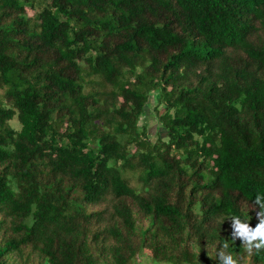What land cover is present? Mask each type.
<instances>
[{
	"label": "trees",
	"instance_id": "trees-1",
	"mask_svg": "<svg viewBox=\"0 0 264 264\" xmlns=\"http://www.w3.org/2000/svg\"><path fill=\"white\" fill-rule=\"evenodd\" d=\"M258 194L264 0H0V264H264Z\"/></svg>",
	"mask_w": 264,
	"mask_h": 264
},
{
	"label": "clouds",
	"instance_id": "clouds-1",
	"mask_svg": "<svg viewBox=\"0 0 264 264\" xmlns=\"http://www.w3.org/2000/svg\"><path fill=\"white\" fill-rule=\"evenodd\" d=\"M255 206L260 209L257 212L259 223L255 228H252L249 222L242 220L239 216H231L228 219L232 221L231 240H240L242 248L249 256L254 251L257 254L264 251V196L258 194L255 197ZM228 248L229 244H223L217 252L215 260L218 261V264H239L238 259L228 252Z\"/></svg>",
	"mask_w": 264,
	"mask_h": 264
},
{
	"label": "rangeland",
	"instance_id": "rangeland-1",
	"mask_svg": "<svg viewBox=\"0 0 264 264\" xmlns=\"http://www.w3.org/2000/svg\"><path fill=\"white\" fill-rule=\"evenodd\" d=\"M151 102H153V99H151ZM149 106L152 107L153 103H150ZM151 107H150V110L147 111L148 113L144 114V116L141 119V122L147 124L148 130H149V138L150 140L154 141L156 140L155 138L158 137L159 133L161 134V136H163V138H164L165 133L161 129L160 130L157 129L156 119L151 113ZM10 124L15 129H19L20 127V124L16 120V118L10 121ZM203 259L206 260V258H203ZM133 264H157V263L149 261L146 256H141L139 257V261Z\"/></svg>",
	"mask_w": 264,
	"mask_h": 264
}]
</instances>
